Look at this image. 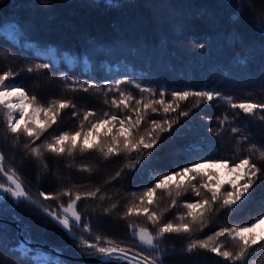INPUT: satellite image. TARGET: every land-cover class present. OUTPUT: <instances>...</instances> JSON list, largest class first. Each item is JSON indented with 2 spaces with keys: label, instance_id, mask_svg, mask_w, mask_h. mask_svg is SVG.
<instances>
[{
  "label": "trees",
  "instance_id": "16d2710c",
  "mask_svg": "<svg viewBox=\"0 0 264 264\" xmlns=\"http://www.w3.org/2000/svg\"><path fill=\"white\" fill-rule=\"evenodd\" d=\"M262 13L264 0H0V73L7 69L19 72L16 81L22 82L30 94L37 95L41 103L66 99L76 104L75 109L61 112L57 124L37 144L63 131L75 130L85 110H95L98 114L117 111L110 103H104L106 98L109 101L113 96L118 98L115 91L105 97L107 86L117 80L130 81L120 87L136 99L141 94L133 85L139 83L155 89L157 99L161 90L185 89L219 92L222 96L233 97L236 102H264ZM38 63H48L49 68L32 73L22 71L29 66L35 69ZM62 76L79 81L80 85L95 83L99 91H69ZM166 99H171L170 94ZM195 103V98L181 102L179 111H189V116L180 117L170 133L161 134L160 142L151 150L152 155L142 158L136 172L125 168L116 180L111 177L130 161L124 154L105 159L96 151L76 152L73 157H57L44 152L43 161H37L23 148L27 142L24 138L13 147L14 138L7 133L2 113L0 152L5 156V164L17 171L34 198V193L40 190L55 192L69 187L74 190L81 186L100 187L105 194L104 201H82L78 206L82 215L94 221L93 236L99 234L139 250L127 228L128 223L155 230L142 217L120 218L132 200L131 192L139 194L150 179L158 178L163 171L178 167L192 156L218 154L238 160L250 155L247 149L253 143L264 151V122L258 116L234 117V110L223 100H214L211 104L201 101L199 108H193ZM130 106L135 107V100ZM73 111L81 115L73 118ZM225 115L241 128L235 136L230 125L221 127L219 124L218 118ZM177 116L173 113L169 119ZM152 119H163L162 109L158 114L149 112L141 132L149 127ZM244 120L249 121V126L243 125ZM243 137L248 140L243 141ZM188 145H194L196 150L190 153L186 149ZM214 149H218V153ZM259 155L255 153L256 158ZM83 168L91 172L82 171ZM157 197L158 206L153 210L167 209L170 204L167 193L158 190ZM61 199L66 203L68 198ZM195 199L198 198L190 191L182 194L177 198L178 206L163 211L162 219L178 223L176 217L186 211L179 204ZM262 202L264 176L253 189L249 203L223 219L215 217L204 232L194 231L192 238H202L232 224H249L261 210ZM45 203L54 205L56 202ZM113 203L117 208L108 215L103 214V209ZM0 217L19 223L22 236L34 243L84 257L76 254L73 241L49 222L35 205L17 202L0 193ZM74 231L77 236L81 234ZM188 241L186 236H167L161 244L164 264H230L199 249L187 253ZM221 242L225 248L235 250L231 241L221 238ZM143 251L157 255L150 249ZM43 253L47 256L39 257ZM0 261L4 264H94L68 261L48 251L32 249L21 242L14 226L1 221ZM248 264H264V251L250 255Z\"/></svg>",
  "mask_w": 264,
  "mask_h": 264
},
{
  "label": "snow or ice",
  "instance_id": "6c2138e0",
  "mask_svg": "<svg viewBox=\"0 0 264 264\" xmlns=\"http://www.w3.org/2000/svg\"><path fill=\"white\" fill-rule=\"evenodd\" d=\"M48 68V63H38L35 69L29 66L22 71L32 73L34 70L41 71ZM18 75L19 72L12 69L0 73V113L4 116L7 133L14 138L13 147L21 141V138H24L27 142L23 144V148L28 150L30 156L41 162L44 152L57 157L64 155L73 157L76 152L85 154L90 151L100 153L105 159L121 154L129 157V163L117 171L111 180L120 178L125 168L129 172H136L142 158L152 155L151 150L160 142L161 134L170 133L174 124L179 123L180 117L189 116V111H179L181 102L195 98L196 103L193 108H199L201 101L211 104L214 100H223L229 108L234 110V117L258 116L259 120L264 122V102L251 100L236 102L233 97L222 96L219 92L185 89L161 90L157 99L155 89L139 83L133 85L141 94L140 98L136 99L120 87L121 84L131 82L117 80L114 84L107 86L105 97L109 92L115 91L118 93V98L113 96L110 101L107 98L104 100L105 104L110 103L111 107L117 111H104L98 114L95 110H85L75 130L63 131L53 135L50 140L46 139L37 144L36 142L57 124L61 112L68 108L75 109L76 104L66 99H51L46 104L41 103L37 95L30 94L22 82L16 81ZM61 79L66 82V87L72 92L87 93L89 89L99 91L95 83L80 85L79 81L71 80L68 76H62ZM69 80H71V86L67 84ZM169 94L171 99L167 100L166 96ZM133 100H135V107L130 106ZM160 109L163 112V119L150 120L149 127L141 132L142 123L147 119L149 112L158 114ZM123 112L130 114L121 115ZM173 113L178 114L177 118L169 119ZM80 115L81 113L77 111L72 113L73 118ZM218 119L221 127L225 124L231 126L233 136L241 131V128L235 126L227 115ZM242 123L245 127L249 126L247 120ZM242 140L247 141L248 137H243ZM186 149L190 153L196 150L194 145H188ZM213 151L218 153V149ZM247 151L250 155H245L238 160L235 157L228 159L218 154L192 156L178 167L163 171L158 178L150 179L148 186L139 194L131 192L132 200L127 204L120 218L130 220L133 217H142L146 224H150L155 230L153 232L149 227L128 223L127 228L140 246L139 250L99 234L93 236L94 221L82 215L78 206L82 201H104L105 194L101 192L100 187L81 186L75 190L69 187L55 192L40 190L34 198L17 171L5 164V156L0 152V179L3 180L0 182V193L7 194L17 202L35 205L49 222L59 227L73 241L76 245V254L94 259L98 261V264H164L161 244L165 242L167 236L171 235L189 237L185 249L187 253H193L199 249L221 257L230 264H238V262L248 264L250 255L255 254L256 251H264V228L259 234L256 231L258 226L264 225V202L261 203V210L249 224L244 226L232 224L220 227L202 238H192L194 231L204 232L215 217L219 216L223 219L252 200L253 189L264 176V151H261L254 143ZM257 152L260 153L258 158L255 157ZM216 166L223 168L230 178L221 182L217 173L211 171ZM47 167V164H44V168L47 169ZM81 170L91 172L89 168ZM158 190L166 192L170 198L168 208L163 211L176 208L177 198L189 191L198 199L179 204V207L186 211L176 217L178 223L164 221L163 211L153 210L158 206ZM62 197L68 198L66 203L61 199ZM46 201L56 203L46 204ZM116 208L117 204L113 203L110 207L103 209V214L108 215ZM74 229L81 234L77 236ZM221 238L231 241L235 250L225 248ZM256 246L259 248L257 249ZM145 248L156 252L157 255H152L150 252L145 254L143 251ZM0 264L4 262L0 261Z\"/></svg>",
  "mask_w": 264,
  "mask_h": 264
},
{
  "label": "water",
  "instance_id": "95a60500",
  "mask_svg": "<svg viewBox=\"0 0 264 264\" xmlns=\"http://www.w3.org/2000/svg\"><path fill=\"white\" fill-rule=\"evenodd\" d=\"M0 221L14 226L17 229V232H18V235H19V237L21 239V242L24 245H27L28 247H30L32 249L45 250V251H48L49 253L55 255L58 258H63V259L68 260V261H73V262H77V263H94V264H98V261H96L94 259H88L85 256L84 257H79V256L67 255V254L63 253L60 249H56V248H54L52 246H49L47 244L34 243L30 239L25 238L24 236H22V227H21V225L19 223L15 222V221H12V220L3 219L1 217H0Z\"/></svg>",
  "mask_w": 264,
  "mask_h": 264
},
{
  "label": "rangeland",
  "instance_id": "374dc122",
  "mask_svg": "<svg viewBox=\"0 0 264 264\" xmlns=\"http://www.w3.org/2000/svg\"><path fill=\"white\" fill-rule=\"evenodd\" d=\"M213 170L217 173V175L221 178V180H223V179L226 180V179L230 178L228 176V174L226 173V171L223 168H220L219 166H216L215 168H213ZM262 228H264V225L258 226V228L256 229L258 234L260 233ZM138 247H140V246H138ZM46 256L47 255L45 253H43L39 257H46Z\"/></svg>",
  "mask_w": 264,
  "mask_h": 264
},
{
  "label": "built area",
  "instance_id": "2783aa9c",
  "mask_svg": "<svg viewBox=\"0 0 264 264\" xmlns=\"http://www.w3.org/2000/svg\"><path fill=\"white\" fill-rule=\"evenodd\" d=\"M34 195L36 196V193H34Z\"/></svg>",
  "mask_w": 264,
  "mask_h": 264
}]
</instances>
